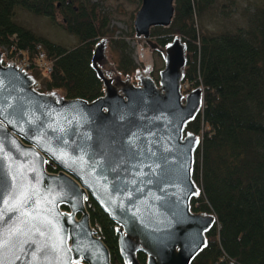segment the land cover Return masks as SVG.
Returning a JSON list of instances; mask_svg holds the SVG:
<instances>
[{
    "label": "water",
    "instance_id": "95a60500",
    "mask_svg": "<svg viewBox=\"0 0 264 264\" xmlns=\"http://www.w3.org/2000/svg\"><path fill=\"white\" fill-rule=\"evenodd\" d=\"M173 12L174 0H140L135 38L157 48L149 31ZM105 44L91 52L103 88L91 101L35 89L0 53V264H113L88 197L114 223L123 264H139L137 253L145 264H190L217 224L191 209L200 138L184 128L201 111L202 89L181 90L184 43L173 36L157 82L138 74L137 84L103 71Z\"/></svg>",
    "mask_w": 264,
    "mask_h": 264
},
{
    "label": "trees",
    "instance_id": "16d2710c",
    "mask_svg": "<svg viewBox=\"0 0 264 264\" xmlns=\"http://www.w3.org/2000/svg\"><path fill=\"white\" fill-rule=\"evenodd\" d=\"M59 1L65 17L61 27L77 40L70 48L38 37L14 20V10L19 8L55 23ZM82 1L83 5L78 4L80 0L69 4L64 0H0V49L25 53L39 91H61L66 98L91 101L103 92L90 67L98 40L108 37L120 76H131L136 65L126 39L113 36L108 27L102 1ZM214 5L215 0H174L170 24L149 31L159 47L173 36L180 38L186 57L181 83L187 90L202 89L201 111L184 128L200 137L192 169L200 192L190 203L193 211L213 213L217 224L206 233V246L190 264H264V5L243 8V26L212 31L199 18ZM37 44L51 63L44 77L36 65ZM46 170L56 173L59 169L46 164ZM86 208L112 263L123 264L114 223L90 197ZM136 258L145 264L144 254L137 253Z\"/></svg>",
    "mask_w": 264,
    "mask_h": 264
},
{
    "label": "rangeland",
    "instance_id": "374dc122",
    "mask_svg": "<svg viewBox=\"0 0 264 264\" xmlns=\"http://www.w3.org/2000/svg\"><path fill=\"white\" fill-rule=\"evenodd\" d=\"M91 2L102 1L101 10L105 16L108 15V27L113 30V36L121 35L128 42L132 50V58L136 65L134 73L126 77L133 84H137L136 75H148L157 82L158 70L163 65L162 48H150L141 38H135L133 30V18L135 11L140 5L138 2L128 0H89ZM255 4L264 5V0H215V8L207 10L199 18V23L212 31L224 29L232 30L236 26L245 24L243 8L250 9ZM99 10V11H101ZM60 20L59 16L56 17ZM14 20L19 25L29 29L38 37L45 38L55 44L70 48L77 43L73 35L68 34L58 24L51 22L44 16H37L25 10L16 8L14 10ZM130 35V36H128ZM104 59L101 68L110 76H120L114 68V52L109 44L108 37H105ZM155 38L151 40L155 42ZM0 52L2 50L0 49ZM3 57V56H2ZM4 58V57H3ZM122 77V76H120ZM124 78V77H122ZM61 94V91H57Z\"/></svg>",
    "mask_w": 264,
    "mask_h": 264
},
{
    "label": "built area",
    "instance_id": "2783aa9c",
    "mask_svg": "<svg viewBox=\"0 0 264 264\" xmlns=\"http://www.w3.org/2000/svg\"><path fill=\"white\" fill-rule=\"evenodd\" d=\"M2 63L4 65L10 64L18 67L19 69L26 70L29 72V62L25 53H21L19 50L12 48L11 53H8L6 49L3 48L2 50ZM36 52V65L37 68L40 70L41 76L47 75L51 70V63L45 60V52L42 49L40 44H37L35 47ZM38 82L36 83L35 87H38ZM187 85L183 84L182 88L186 89Z\"/></svg>",
    "mask_w": 264,
    "mask_h": 264
},
{
    "label": "flooded vegetation",
    "instance_id": "af4514ba",
    "mask_svg": "<svg viewBox=\"0 0 264 264\" xmlns=\"http://www.w3.org/2000/svg\"><path fill=\"white\" fill-rule=\"evenodd\" d=\"M69 2H70V0H64V4H67V3L69 4ZM78 4L83 5L84 3H83L82 0H80V2H78ZM78 4H77V5H78ZM77 5H74V6H73V10H74V11H76V7H77ZM62 8H63V5L61 4L60 1H59L58 3H56L55 8H54V10H55V21H54V22H55L56 24H58V25H60V26L63 27V25L65 24V17H64V15L60 12ZM57 16H59L60 20H57V19H56ZM46 18H47V17H46Z\"/></svg>",
    "mask_w": 264,
    "mask_h": 264
}]
</instances>
